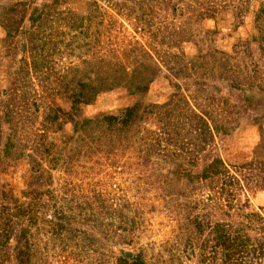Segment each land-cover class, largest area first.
<instances>
[{
    "label": "rangeland",
    "instance_id": "rangeland-1",
    "mask_svg": "<svg viewBox=\"0 0 264 264\" xmlns=\"http://www.w3.org/2000/svg\"><path fill=\"white\" fill-rule=\"evenodd\" d=\"M36 189L29 264H264V0H0V264Z\"/></svg>",
    "mask_w": 264,
    "mask_h": 264
},
{
    "label": "trees",
    "instance_id": "trees-1",
    "mask_svg": "<svg viewBox=\"0 0 264 264\" xmlns=\"http://www.w3.org/2000/svg\"><path fill=\"white\" fill-rule=\"evenodd\" d=\"M211 99V97L209 98ZM212 100V99H211ZM219 101V100H218ZM134 114V111H132V109H127L124 113V115L122 116H107L106 119H102L100 121V127H104L106 129V131H108L109 133L114 131V134H117V132H121V133H125L128 131V125L129 123H131L132 120V116ZM104 121V122H102ZM201 121H204L203 123ZM88 121L86 120L83 123V127H88ZM102 122V123H101ZM208 122L199 116L198 118V122L197 120L193 123V127L196 130H200V128H202V133L205 135H209V137H211V131H210V127L208 128ZM96 123H94L95 126ZM97 124H99V122H97ZM206 124H207V131L204 129V127L206 128ZM89 128V127H88ZM209 131V132H208ZM205 137V136H204ZM212 163H219V165H221V161L220 160H214V162H210L206 167L204 173H203V177L207 178L208 176H212V175H216L219 174L220 172L222 173V170L218 167H214L212 166ZM220 173V174H221ZM230 183H234L233 181H230ZM33 195V199L30 201L31 203H24L21 202L19 204V206H17L15 208V210L12 212V214L8 215V216H12L14 219V223L15 224H9L8 226H10L9 229V234H12L14 236V248L16 249L15 251V257L16 260L18 262V264H29L30 262V257H28L27 255V247L29 246V241L28 238L26 236V231L27 228H23L22 224L25 218H27L28 220L32 219L33 217L36 216L35 214V209L33 206L36 207L38 201L42 198L40 191L37 189L35 190V193L32 194ZM37 209V207H36ZM2 211H4V209H2ZM24 217V218H23ZM59 217H56L54 219H48V221L51 223V228L50 230H55L56 234H60L61 233V222H59L58 220ZM196 221V219H195ZM8 219L4 222V224H7ZM195 227L196 229H194L195 231H202L204 229V226H207L206 224L200 223V222H195ZM211 226H209V232H210V237H205L204 241H203V245L200 246L201 249L205 248V244L207 242L213 241V245L210 246L213 247L214 249L211 250L210 256H209V260H216L217 258L215 257V253L216 252V248H220L222 250L221 255H222V260L221 263L219 264H234V262L237 260L236 256L238 257L241 253L246 252L244 251V243L246 242V240H248L245 236V238L239 234L236 233V230L232 229V226H230L228 223H221V222H214L213 224H210ZM187 226V225H186ZM187 228V227H186ZM212 232V233H211ZM8 234V235H9ZM244 238V239H243ZM6 244V243H5ZM262 247V243L259 244V248ZM254 249L252 248V251ZM5 260H8V257H4ZM123 260H127V258H122ZM2 261V260H1ZM238 262V261H236ZM241 262V261H240ZM240 262H238V264H240ZM134 264H143L142 260H134L133 262ZM243 264H246L245 262Z\"/></svg>",
    "mask_w": 264,
    "mask_h": 264
}]
</instances>
